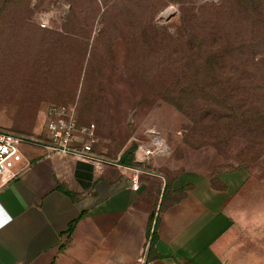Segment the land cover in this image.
I'll return each mask as SVG.
<instances>
[{
    "label": "rangeland",
    "instance_id": "1",
    "mask_svg": "<svg viewBox=\"0 0 264 264\" xmlns=\"http://www.w3.org/2000/svg\"><path fill=\"white\" fill-rule=\"evenodd\" d=\"M48 104L164 177L243 168L226 245L264 250V0H0V130Z\"/></svg>",
    "mask_w": 264,
    "mask_h": 264
},
{
    "label": "crops",
    "instance_id": "2",
    "mask_svg": "<svg viewBox=\"0 0 264 264\" xmlns=\"http://www.w3.org/2000/svg\"><path fill=\"white\" fill-rule=\"evenodd\" d=\"M21 150L0 187V264H137L154 229L149 264H264L262 248L226 245L241 167L167 178L121 154Z\"/></svg>",
    "mask_w": 264,
    "mask_h": 264
},
{
    "label": "built area",
    "instance_id": "3",
    "mask_svg": "<svg viewBox=\"0 0 264 264\" xmlns=\"http://www.w3.org/2000/svg\"><path fill=\"white\" fill-rule=\"evenodd\" d=\"M40 25L46 26L45 23ZM75 110L74 105L48 104L45 108V135L42 138L26 137L0 130V187L17 175L15 166L22 159L21 145L26 143L39 144L48 152L77 154L88 159L97 157L90 151L91 143L98 141L94 135L93 125H79ZM151 152L148 148L144 151L145 155ZM103 160L117 161L113 157L103 158ZM132 187L137 189L138 183Z\"/></svg>",
    "mask_w": 264,
    "mask_h": 264
},
{
    "label": "trees",
    "instance_id": "4",
    "mask_svg": "<svg viewBox=\"0 0 264 264\" xmlns=\"http://www.w3.org/2000/svg\"><path fill=\"white\" fill-rule=\"evenodd\" d=\"M126 157H127V153L126 152H123L120 156V162L121 163H124L126 161ZM128 162V161H127ZM237 167H240V166H237ZM236 168V167H235ZM234 169V168H233ZM168 178V177H167ZM151 238H150V243H149V249H148V254H147V262L151 260V249L153 247V243H154V240H155V229L152 230L151 232Z\"/></svg>",
    "mask_w": 264,
    "mask_h": 264
},
{
    "label": "bare ground",
    "instance_id": "5",
    "mask_svg": "<svg viewBox=\"0 0 264 264\" xmlns=\"http://www.w3.org/2000/svg\"><path fill=\"white\" fill-rule=\"evenodd\" d=\"M155 137L158 138L157 135H155L154 138ZM153 143L156 145V147L158 148V150H160L161 148L164 147L163 144H162V142H161V140H159L157 142H153Z\"/></svg>",
    "mask_w": 264,
    "mask_h": 264
}]
</instances>
